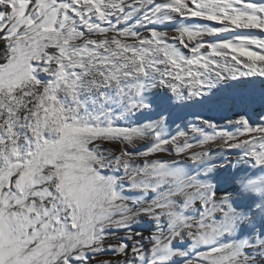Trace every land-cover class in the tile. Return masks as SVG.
Wrapping results in <instances>:
<instances>
[{"label": "snow or ice", "instance_id": "6c2138e0", "mask_svg": "<svg viewBox=\"0 0 264 264\" xmlns=\"http://www.w3.org/2000/svg\"><path fill=\"white\" fill-rule=\"evenodd\" d=\"M0 264H264V0H0Z\"/></svg>", "mask_w": 264, "mask_h": 264}]
</instances>
